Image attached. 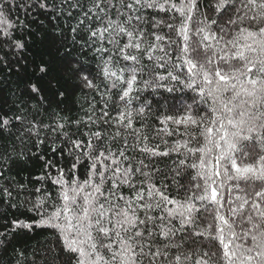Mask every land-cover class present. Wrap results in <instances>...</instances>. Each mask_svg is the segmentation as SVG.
<instances>
[{
  "label": "snow or ice",
  "instance_id": "6c2138e0",
  "mask_svg": "<svg viewBox=\"0 0 264 264\" xmlns=\"http://www.w3.org/2000/svg\"><path fill=\"white\" fill-rule=\"evenodd\" d=\"M0 264H264V0H0Z\"/></svg>",
  "mask_w": 264,
  "mask_h": 264
}]
</instances>
